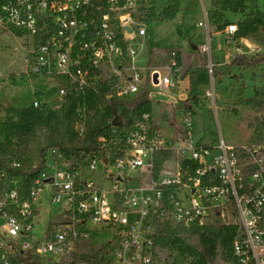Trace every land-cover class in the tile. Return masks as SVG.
<instances>
[{"label": "rangeland", "instance_id": "obj_1", "mask_svg": "<svg viewBox=\"0 0 264 264\" xmlns=\"http://www.w3.org/2000/svg\"><path fill=\"white\" fill-rule=\"evenodd\" d=\"M256 1L258 9L264 12V0ZM210 3L211 0H198L196 4H192L191 0H118L113 15L130 16L136 27L145 28L147 31L142 37H127L129 46L135 50L129 64L135 67L160 68L159 70L167 75L169 70L166 67L176 59L179 68L178 79L181 83L183 75L190 76L197 66L190 65L183 71L181 55L175 48L181 47L187 54L191 53L186 57V62L194 61L195 57L196 60L205 58L204 66L208 64L205 61L207 52L193 50L192 47L199 42L208 44L209 33L215 45L220 43L225 49L237 46L240 48L241 43L232 38V45H228L226 28L218 29L219 33L208 31L204 10L209 8ZM99 5V0L92 1L93 8L96 9ZM248 6H251V3H248ZM248 12L246 10L236 13L226 10L224 20L237 25ZM207 20L209 26L214 24L208 15ZM248 40L250 44L259 47L257 51L253 50L249 57L264 55V29L251 33ZM40 45L39 38L33 48L25 33L0 28L1 164L7 160H16L22 168L31 170L43 163V178L49 179L51 176L57 184L61 182V175L70 173L74 184L87 181L89 190H107L109 197L114 201L115 210L129 213L133 208L129 207L130 200L126 196H133L137 191H142V196L153 197L151 180L156 178L155 173L174 169L177 162L183 160L182 146L186 144L208 145L214 155L220 154V147L224 142L235 148L246 147L252 152L257 150V155L264 159V61L256 67L242 68L228 67L226 61L221 60L213 66V89V74L207 71L209 67H198L193 78V93L204 95L211 89V92L217 91L216 96L206 94L197 97L190 94L177 105L153 104L152 122L166 140L171 154L166 156L165 152L159 153L153 174L144 168L124 170L121 171L119 182L115 163L116 149L121 140L112 134L115 127L112 125L107 129L110 137L103 152L90 146L94 143L93 129L112 121L108 89L103 83L97 84L96 88H74L70 85L69 95L60 100L56 97L57 80L51 74V68L48 67L45 72L40 73L28 72L29 64L46 60V53ZM240 50L241 48L237 52L235 49L234 52L246 54ZM216 53L222 56V52L217 50L213 53L214 56ZM107 72L105 74H110L109 70ZM180 85L178 91L183 89ZM257 89L260 90V96L255 103L236 104L239 98H253ZM155 96L160 100L171 101L165 94ZM66 106H70V120L65 117ZM190 112L192 122L189 126L184 122V118ZM78 124L84 127V133L77 128ZM61 138H64L65 145L71 149V157L67 159L59 148H52L42 159L40 148ZM93 156L105 157L110 164L104 169L99 165L96 170H92L89 163ZM248 160L249 158L244 159L241 165L244 166ZM8 185L0 181V198L5 197ZM19 185L24 190L28 187L27 182ZM117 185L118 190L115 189ZM184 192L183 187L166 188L163 190V200L154 198L156 205L152 204L153 209L145 221L147 238L151 242L149 247H134L135 237L126 235L118 224L111 223L100 227L92 222L83 223L81 215L77 212L59 215L60 206L51 205L47 190L42 194L41 212L36 218L34 233L41 238L47 226L56 224L63 232L68 233L67 241L71 255L75 257L99 251L100 256L109 264H119L120 259L134 264L137 260L134 256L136 250L151 256L152 264H191L192 258L180 255L168 244V240L175 236L184 238L191 244L198 243L195 233V226L198 224L179 222L176 218V202L180 201L182 206L189 203L190 196H185ZM162 201L165 206L163 210ZM167 201L168 206L165 204ZM235 208V204L229 201L226 207L211 209L205 219L206 224L199 225L206 229L214 228L219 218L225 223L235 222L238 220ZM144 239L143 235L141 240ZM73 264L87 263L74 258ZM215 264H234L232 254L219 248Z\"/></svg>", "mask_w": 264, "mask_h": 264}, {"label": "built area", "instance_id": "obj_2", "mask_svg": "<svg viewBox=\"0 0 264 264\" xmlns=\"http://www.w3.org/2000/svg\"><path fill=\"white\" fill-rule=\"evenodd\" d=\"M92 1L0 0V28L25 33L33 48L37 39L41 40L46 60L29 64L28 72L40 73L51 68L57 80L56 97L60 100L69 95L70 85L96 88L99 83L104 84L111 98L122 101H132L141 94H146L149 100L156 94L176 99L174 92L179 87L176 59L166 67L167 75L159 68L131 66L129 61L135 50L129 46L127 37H142L147 34L146 29L136 27L130 16L113 15L118 0H99L96 9ZM124 26L132 31L128 32ZM236 31V24L226 27L228 38ZM200 50L207 52L209 49L203 45ZM208 67L213 74V66ZM107 70L110 74H105ZM208 95L214 97L215 93L209 90ZM184 122L191 125V112ZM113 127L112 134L121 140L115 163L119 182L124 170L144 168L153 174L159 153L170 149L156 130L151 114L143 113L130 121L123 119L120 125ZM77 128L85 132L80 124ZM109 137H98V151L105 150ZM220 149V154L212 155L208 145L182 146L183 160L172 170L155 173L156 178L151 180L153 197L142 196V191L126 196L130 200L129 207L133 208L129 213L138 215L134 220L129 219L128 212L115 210L107 190H89L87 181L76 185L70 173L61 175V182L57 184L51 176L44 179L42 172L35 178L20 173L35 170L38 165L26 170L16 160L3 162L0 181L8 183L9 189L5 197L0 198V264H73L75 257L70 254L68 233L62 228L51 224L41 238L34 233L42 194L46 190L51 205L60 206L59 215L77 212L83 223L92 222L100 227L118 224L126 235L135 237L133 246L139 247L151 243L145 221L153 209L152 204L156 205L154 198L163 200V190L174 187H183L184 195L190 196L188 205L176 202L179 222L205 225L209 210L233 202L238 220L227 223L238 225L232 244L234 264H264V159L257 155V150L252 152L246 147L235 148L223 142ZM247 158L249 160L242 166ZM89 164L92 170L99 165L104 169L110 161L93 156ZM22 182L28 183L25 190L19 185ZM118 188L117 185L115 189ZM162 204L163 210L164 202ZM165 204L168 206V201ZM134 253L137 259L134 264H152L148 254L139 250ZM120 263L128 264L124 259H120Z\"/></svg>", "mask_w": 264, "mask_h": 264}, {"label": "trees", "instance_id": "obj_3", "mask_svg": "<svg viewBox=\"0 0 264 264\" xmlns=\"http://www.w3.org/2000/svg\"><path fill=\"white\" fill-rule=\"evenodd\" d=\"M197 1L198 0H191V3L196 4ZM248 3H251V6H248ZM226 10H232L236 13L246 10L249 11L246 17L237 23V31L234 34L235 37H246L251 33H256L264 29V12L258 9L256 0H212V7L206 9V12L209 20L212 21L219 30H224L229 25V23L224 20V11ZM263 61L264 55L262 54L249 57L246 54L238 53L230 60L227 66L251 68L258 66ZM259 96L260 90L257 89L253 98H239L236 104L251 105L258 100ZM65 109H67L65 117L67 120H70V106H66ZM109 110L113 113L111 115L112 119L116 114H120L123 119L130 121L133 117H139L143 113H150L152 115L153 105L146 97V94H141L132 101H122L111 98ZM111 127L112 125L110 122L105 125L96 126L93 129L94 143L90 146L98 149V137L109 135L107 129ZM52 148H59L63 156L67 159L72 155L71 149L65 145L64 138H61L57 141H50L42 146L40 148L41 158L44 159L47 151ZM164 152L166 156L171 154V150H163V153ZM184 164H186V162H184ZM43 167V163H39L35 170L20 173L24 177L35 178L42 172ZM195 233L198 236L197 244H191L184 238L178 236L170 238L168 244L180 255L192 258L191 264H215L219 248H223L225 251L232 254V244L238 233V225L234 223H224L219 218L214 228L206 229L203 226L196 225ZM75 259L82 260L87 264H109L100 256L99 251L75 255Z\"/></svg>", "mask_w": 264, "mask_h": 264}, {"label": "crops", "instance_id": "obj_4", "mask_svg": "<svg viewBox=\"0 0 264 264\" xmlns=\"http://www.w3.org/2000/svg\"><path fill=\"white\" fill-rule=\"evenodd\" d=\"M210 7H212V0H211V3H210V5H209V8ZM204 12H206V10H204ZM207 13V12H206ZM199 25H201V22H199L198 23ZM207 27H208V31L210 32V30L211 31H213L214 33L215 32H217V33H219V30H218V28L216 27V25H214V24H212L211 26H209L208 25V22H207ZM249 35H251V34H249ZM249 35L248 36H246V37H235V36H232V40H238L239 42L238 43H241V50L240 51H242V52H245L248 56H251V52L254 50V52L255 51H257L256 49L258 48L259 49V47H256L255 45H253V44H250V42H249V40H248V37H249ZM134 40V39H133ZM136 41V40H135ZM237 43V44H238ZM230 44H231V40H230V38H228V45L230 46ZM203 45H207L208 46V51H207V54H206V62L208 63V64H205V66L207 65V68H208V66L209 65H212V66H214V64H217L218 62H220L221 60H225L226 61V63L228 64L229 62H230V60L234 57V55H236V53L239 51V46H237V47H235V48H233L232 49V47H228V48H224L223 47V45H221L220 43L219 44H214L213 43V39L212 38H210V33H209V37H208V44H205V43H197V45H195V46H193L192 48H193V50H200V48H201V46H203ZM232 45V44H231ZM249 47H251V48H249ZM175 49H177V51H178V53L181 55V58H182V67H183V71H185L186 69H184V68H188V67H190V65L191 66H197L196 68H195V70H193V72L190 74V76H185V75H183V79L181 80V83H180V80H178L179 81V85L180 86H182V88L183 89H180L179 91L177 90V91H175L174 93L176 94V99H174L175 97H168V98H170V100L171 101H168V100H160L159 98H157L156 96H154V98H153V100H150L151 102H152V105L153 104H158V105H160V106H162L163 104H167V105H177L179 102H181L183 99H185V98H188L189 96H190V94H192V95H194V96H197V97H203V96H205L206 94H204V95H202V94H198V95H195L194 93H193V78H194V76H195V72L197 71V68L199 67V68H201V67H205L204 66V64H203V60L205 59V58H202V60H196V57L194 58V61L192 60V61H190V62H186V57L189 55V54H191L190 52L187 54V52L186 51H184L181 47H177V48H175ZM235 49H236V51L237 52H234L235 51ZM215 50H217V51H220V52H222V56L220 57V56H218V53H216L217 55L216 56H214V52H215ZM247 51V52H246ZM198 53V52H197ZM253 53V52H252ZM199 54V53H198ZM238 54V53H237ZM250 54V55H249ZM201 55V54H200ZM233 55V56H232ZM196 56V55H195ZM229 56H232V58L229 60L228 59V57ZM135 60V59H134ZM228 60V61H227ZM202 63V64H201ZM226 64V65H227ZM145 67V66H144ZM207 68H204V69H206L207 70ZM160 69V68H159ZM208 72H209V68H208V70H207ZM211 84H212V88L211 89H213L214 88V81H215V75L213 74L212 76H211ZM210 89V90H211ZM207 91H209V89L207 90ZM214 92H215V96H216V94H217V91H215L214 90ZM153 111H154V108H153Z\"/></svg>", "mask_w": 264, "mask_h": 264}, {"label": "water", "instance_id": "obj_5", "mask_svg": "<svg viewBox=\"0 0 264 264\" xmlns=\"http://www.w3.org/2000/svg\"><path fill=\"white\" fill-rule=\"evenodd\" d=\"M205 13V18H206V24H207V22H208V20H207V14H206V12H204ZM124 28L128 31V32H131L132 30H131V28L129 27V26H124ZM157 75H155V77H156ZM122 116L120 115V114H116L115 115V117L113 118V120H112V124L113 125H120L121 123H122Z\"/></svg>", "mask_w": 264, "mask_h": 264}, {"label": "bare ground", "instance_id": "obj_6", "mask_svg": "<svg viewBox=\"0 0 264 264\" xmlns=\"http://www.w3.org/2000/svg\"><path fill=\"white\" fill-rule=\"evenodd\" d=\"M128 217H129L130 220H134V219H136L138 217V215L135 214V213H129Z\"/></svg>", "mask_w": 264, "mask_h": 264}]
</instances>
